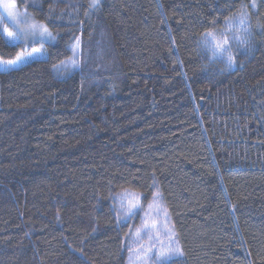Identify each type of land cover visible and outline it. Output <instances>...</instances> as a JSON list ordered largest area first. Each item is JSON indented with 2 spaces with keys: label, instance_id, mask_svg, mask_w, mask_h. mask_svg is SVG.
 Returning <instances> with one entry per match:
<instances>
[{
  "label": "trees",
  "instance_id": "1",
  "mask_svg": "<svg viewBox=\"0 0 264 264\" xmlns=\"http://www.w3.org/2000/svg\"><path fill=\"white\" fill-rule=\"evenodd\" d=\"M14 1L55 39L4 69L40 42L0 26V264H126L112 197L156 188L165 264H264V0Z\"/></svg>",
  "mask_w": 264,
  "mask_h": 264
},
{
  "label": "rangeland",
  "instance_id": "2",
  "mask_svg": "<svg viewBox=\"0 0 264 264\" xmlns=\"http://www.w3.org/2000/svg\"><path fill=\"white\" fill-rule=\"evenodd\" d=\"M100 0H94L97 5ZM0 11L9 25L0 26L6 39L10 42L26 44L40 42L29 53L19 54L16 60L5 62L2 68L11 69L24 62L44 56V43L54 41L51 30L25 10L18 8L14 0H0ZM233 27L228 33L208 34L206 41L217 55L224 56L234 39ZM78 46L75 57L78 56ZM116 217L120 223L132 222L130 234L125 241L126 264H165L181 256L177 232L170 218L169 210L162 193L156 188L148 201L143 199L141 191L125 189L112 197Z\"/></svg>",
  "mask_w": 264,
  "mask_h": 264
}]
</instances>
